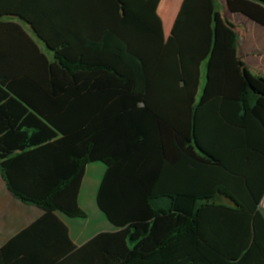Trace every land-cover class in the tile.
<instances>
[{"label":"trees","instance_id":"obj_1","mask_svg":"<svg viewBox=\"0 0 264 264\" xmlns=\"http://www.w3.org/2000/svg\"><path fill=\"white\" fill-rule=\"evenodd\" d=\"M121 4L0 0V170L45 211L0 264H264V77L217 0H184L167 41ZM228 5L264 27V0ZM91 163L114 231L77 247L57 214L87 218Z\"/></svg>","mask_w":264,"mask_h":264},{"label":"crops","instance_id":"obj_2","mask_svg":"<svg viewBox=\"0 0 264 264\" xmlns=\"http://www.w3.org/2000/svg\"><path fill=\"white\" fill-rule=\"evenodd\" d=\"M120 2L124 13H134L160 39L167 41L184 0H120ZM217 3L221 15L234 24L239 33L238 50L247 64V68L254 75L264 77V27L251 21L243 14L232 13L229 10L228 0H217ZM202 68V74L204 70L206 76V65ZM103 165L91 163L87 166L79 194L80 207L81 198L91 202L95 198L96 201L103 175L106 173V166ZM1 173L0 170V248L6 246L23 230L38 221L45 212L34 204H26L17 199L11 193ZM260 208L264 214V198ZM57 216L68 226L70 238L77 247H81L97 233L103 232L93 231L92 235H88V227L81 225L73 227L71 225L70 221L75 219L62 214H57ZM105 231L112 232L114 227L111 225ZM32 241L34 242V239L30 237L23 238L19 244L14 246L15 252L19 253L18 249L28 246Z\"/></svg>","mask_w":264,"mask_h":264},{"label":"rangeland","instance_id":"obj_3","mask_svg":"<svg viewBox=\"0 0 264 264\" xmlns=\"http://www.w3.org/2000/svg\"><path fill=\"white\" fill-rule=\"evenodd\" d=\"M42 48H44L42 46ZM205 64L202 65L204 67ZM201 68V72H202ZM202 82H201V87L200 91L202 89L203 84L205 83V75H204V70L202 74ZM103 165L102 163H99ZM104 166V165H103ZM81 207L83 210H85L87 213V218L86 219H75L70 221L71 225L73 227L75 226H86L88 227L89 232L87 233L88 235H92L93 231H105L108 229V227L111 226L107 218L102 214V212L99 210L95 198H93L92 202L91 201H84V199L81 198L80 201ZM97 229V230H94ZM93 237V236H92Z\"/></svg>","mask_w":264,"mask_h":264},{"label":"water","instance_id":"obj_4","mask_svg":"<svg viewBox=\"0 0 264 264\" xmlns=\"http://www.w3.org/2000/svg\"><path fill=\"white\" fill-rule=\"evenodd\" d=\"M260 205H261V203H260Z\"/></svg>","mask_w":264,"mask_h":264}]
</instances>
